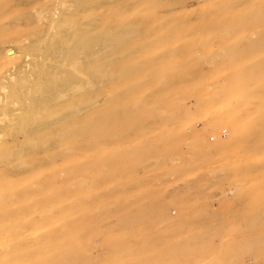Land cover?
<instances>
[{"label": "rangeland", "instance_id": "obj_1", "mask_svg": "<svg viewBox=\"0 0 264 264\" xmlns=\"http://www.w3.org/2000/svg\"><path fill=\"white\" fill-rule=\"evenodd\" d=\"M0 264H264V0H0Z\"/></svg>", "mask_w": 264, "mask_h": 264}, {"label": "built area", "instance_id": "obj_2", "mask_svg": "<svg viewBox=\"0 0 264 264\" xmlns=\"http://www.w3.org/2000/svg\"><path fill=\"white\" fill-rule=\"evenodd\" d=\"M220 133L222 136H224L226 132L224 130H222V131H220ZM211 139H213V137H211Z\"/></svg>", "mask_w": 264, "mask_h": 264}, {"label": "bare ground", "instance_id": "obj_3", "mask_svg": "<svg viewBox=\"0 0 264 264\" xmlns=\"http://www.w3.org/2000/svg\"><path fill=\"white\" fill-rule=\"evenodd\" d=\"M224 137V136H223Z\"/></svg>", "mask_w": 264, "mask_h": 264}]
</instances>
